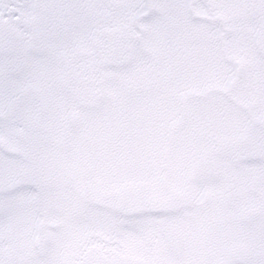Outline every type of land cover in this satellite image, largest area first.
Here are the masks:
<instances>
[{
  "label": "snow or ice",
  "instance_id": "snow-or-ice-1",
  "mask_svg": "<svg viewBox=\"0 0 264 264\" xmlns=\"http://www.w3.org/2000/svg\"><path fill=\"white\" fill-rule=\"evenodd\" d=\"M0 264H264V0H0Z\"/></svg>",
  "mask_w": 264,
  "mask_h": 264
}]
</instances>
